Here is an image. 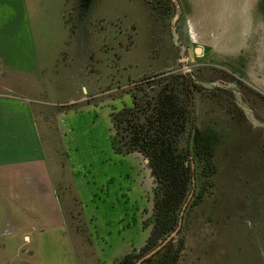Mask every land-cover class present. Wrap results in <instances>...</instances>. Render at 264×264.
Wrapping results in <instances>:
<instances>
[{
    "label": "rangeland",
    "instance_id": "obj_1",
    "mask_svg": "<svg viewBox=\"0 0 264 264\" xmlns=\"http://www.w3.org/2000/svg\"><path fill=\"white\" fill-rule=\"evenodd\" d=\"M73 6L69 67L60 63L41 76L2 73L0 84L30 100L78 264L148 253L142 249L153 225L154 179L140 154L114 150L111 116L131 106V91L145 78L186 71L197 82L196 131L212 141L214 170L208 175L198 164L178 240L143 264H264V104L195 55L183 11L176 39L189 47L179 52L172 2ZM221 77L228 80L219 83ZM57 236L54 252L70 258L68 242Z\"/></svg>",
    "mask_w": 264,
    "mask_h": 264
},
{
    "label": "crops",
    "instance_id": "obj_2",
    "mask_svg": "<svg viewBox=\"0 0 264 264\" xmlns=\"http://www.w3.org/2000/svg\"><path fill=\"white\" fill-rule=\"evenodd\" d=\"M178 1L194 51L264 104V0ZM73 5L85 9L81 0H0V74L69 67ZM29 101L0 84V264H78ZM58 234L70 258L54 252Z\"/></svg>",
    "mask_w": 264,
    "mask_h": 264
},
{
    "label": "trees",
    "instance_id": "obj_3",
    "mask_svg": "<svg viewBox=\"0 0 264 264\" xmlns=\"http://www.w3.org/2000/svg\"><path fill=\"white\" fill-rule=\"evenodd\" d=\"M168 1L181 16L179 1ZM140 83L131 91V106L111 116L115 131L112 146L117 153H138L148 160L155 183L153 225L142 252L149 253L179 227L183 208L198 180V164L208 169V175L214 169L212 141L205 137L199 139L196 131L194 93L197 82L193 72L162 73ZM176 241L172 238L141 264ZM170 257L177 260L174 252ZM139 259L138 254L130 253L117 264H136Z\"/></svg>",
    "mask_w": 264,
    "mask_h": 264
},
{
    "label": "water",
    "instance_id": "obj_4",
    "mask_svg": "<svg viewBox=\"0 0 264 264\" xmlns=\"http://www.w3.org/2000/svg\"><path fill=\"white\" fill-rule=\"evenodd\" d=\"M178 15L174 18L173 22H172V34L174 35V38H177V33H176V19H178ZM201 52V48L198 47L195 49L194 53L195 54H199ZM183 62L188 61L187 58L182 60ZM146 163H148V160H145ZM186 206H184L183 210H185ZM184 211L181 213V216H183ZM182 220H180L179 222V227L176 229V231H174L165 241H160V245L155 248L154 250H152L151 252L147 253L146 255H144L141 259H139L137 261L136 264H141L143 261L149 259L151 256H153L158 250H160L162 248L163 245H165L168 241H170L172 238H174V241L177 240L178 238V231L180 230V228L182 227Z\"/></svg>",
    "mask_w": 264,
    "mask_h": 264
},
{
    "label": "flooded vegetation",
    "instance_id": "obj_5",
    "mask_svg": "<svg viewBox=\"0 0 264 264\" xmlns=\"http://www.w3.org/2000/svg\"><path fill=\"white\" fill-rule=\"evenodd\" d=\"M83 1V0H82ZM85 1V0H84ZM149 4V3H148ZM151 7V6H150ZM162 9V8H161ZM176 31H177V26H176ZM171 33H172V31H171ZM174 43H175V45H176V47H177V49L179 50V52L181 53V51H186L187 49H188V47H184L185 49H182V47H181V44L180 43H178V41H177V39L174 41ZM184 45V44H183ZM185 46V45H184ZM196 55V54H195ZM196 58H199L198 56H196ZM183 60V59H182ZM186 62V61H185ZM224 80V81H223ZM226 80H228L227 78H220L219 79V82L220 83H225L226 82ZM229 82H232V80L231 81H229ZM234 82V81H233Z\"/></svg>",
    "mask_w": 264,
    "mask_h": 264
}]
</instances>
